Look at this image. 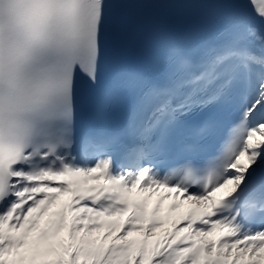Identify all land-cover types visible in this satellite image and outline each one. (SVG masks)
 I'll return each instance as SVG.
<instances>
[{
    "label": "snow or ice",
    "instance_id": "obj_1",
    "mask_svg": "<svg viewBox=\"0 0 264 264\" xmlns=\"http://www.w3.org/2000/svg\"><path fill=\"white\" fill-rule=\"evenodd\" d=\"M0 264H264V0H0Z\"/></svg>",
    "mask_w": 264,
    "mask_h": 264
},
{
    "label": "bare ground",
    "instance_id": "obj_2",
    "mask_svg": "<svg viewBox=\"0 0 264 264\" xmlns=\"http://www.w3.org/2000/svg\"><path fill=\"white\" fill-rule=\"evenodd\" d=\"M218 195H219V194H218ZM218 236H219V233L216 234V237H218Z\"/></svg>",
    "mask_w": 264,
    "mask_h": 264
}]
</instances>
